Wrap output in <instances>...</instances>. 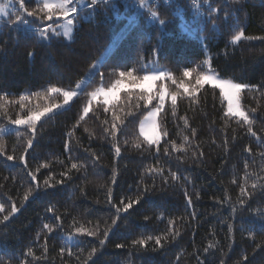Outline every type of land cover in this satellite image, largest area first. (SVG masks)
Segmentation results:
<instances>
[{"label": "trees", "instance_id": "obj_1", "mask_svg": "<svg viewBox=\"0 0 264 264\" xmlns=\"http://www.w3.org/2000/svg\"><path fill=\"white\" fill-rule=\"evenodd\" d=\"M141 2L100 0L93 6L86 1L75 18L71 42L51 34L47 40L40 38L37 27L46 28L52 21L32 22L34 18L26 14L29 25L13 23L7 16L0 20V94L12 93L0 111V127L18 114L25 116L29 111L62 104V95L30 94L45 93L53 86L72 89L126 28L82 92L65 109L37 123L39 131L28 152L24 148L31 134L26 127L17 130L19 136L15 131L0 137L4 144L0 204L19 208L9 221L0 223V264H82L87 251L81 255V250L98 246V239L76 234L74 229L98 225L103 232L105 222L111 224L115 214L113 204L136 199L145 187L150 191L143 202L130 209V214L122 213L124 218L108 237H99L106 242L97 264H220L221 259L237 264L243 254L248 255L250 264H264V249L253 253L257 243H264V192L256 190L251 198L240 193L241 186L252 191L254 182L264 184V40L229 43L236 31L264 37V0H241L239 10L228 0H143V7ZM209 5L215 9L211 17ZM26 7L32 10L37 5L26 0ZM152 12H156L155 19ZM205 59L220 77L256 86L254 91L241 93V107L253 121L256 136L248 133L249 126L239 118L224 115L226 104L217 88L204 85L195 98L178 88L182 79L195 83V73L187 78L182 73L186 68L199 73ZM122 71H132L138 82L157 71L170 73L177 81H155L152 87L153 95L161 83L169 94L178 93L175 113L170 95L164 101V111L159 112V131L163 125L168 135L162 136L158 146L149 148L138 132L141 119L158 101L146 104L143 97L148 93L120 77ZM118 80L122 86L117 85ZM113 87L119 91L111 103L91 101L93 92ZM20 94L29 95L24 108L20 107ZM85 106L91 111L74 127ZM114 117L125 121L122 132H117L120 156L114 155L112 141L104 133ZM181 118L187 120V126ZM184 136L189 137L187 143ZM171 142L183 145L184 150L172 151ZM66 143L70 152L65 150ZM90 152H95L98 160L94 161ZM8 155L13 156L12 161L7 160ZM40 163L49 167L36 173L39 182L49 178L53 187L41 188L25 201L26 189L34 187L27 173ZM72 163L83 167L71 169ZM148 168H160L162 175L148 174ZM173 172L179 179H171ZM109 189L112 203L107 200ZM241 198L246 200L243 206ZM49 207L54 211H46ZM44 224L52 225L53 232L42 231ZM147 237H152L147 251L131 247L133 240ZM156 237L162 238L164 246L152 251ZM117 243L126 247L117 249ZM210 243L215 247L206 253ZM28 249L33 256L24 255ZM222 252L225 255L221 256Z\"/></svg>", "mask_w": 264, "mask_h": 264}, {"label": "snow or ice", "instance_id": "obj_2", "mask_svg": "<svg viewBox=\"0 0 264 264\" xmlns=\"http://www.w3.org/2000/svg\"><path fill=\"white\" fill-rule=\"evenodd\" d=\"M18 2L19 7L16 8V3ZM37 7L33 8L32 10H28L26 7V0H7V2L0 4V16H7L9 20H12L13 23H23L25 25H29L30 22L25 19V14L27 17L34 18L32 22L35 21H52V23H49L46 28H39L37 27L36 32L40 36L41 39L50 38V34H54L57 37L63 36L65 38L71 39V34L73 32V25L76 16L79 13V9L76 7V4L79 2V0H32ZM229 4L239 10L242 8L241 0H228ZM9 3L12 4L13 8H15V11H11L9 9ZM90 4L95 6L98 4V0H90ZM143 0L141 2V7H143ZM221 10H223V5L219 6ZM215 9L211 8V5H209V16L211 17L212 12H214ZM42 14V15H41ZM56 16V19L54 20L53 17ZM151 16L155 19L156 18V12H152ZM14 17V20H13ZM213 19H218V17H213ZM61 21H63L61 23ZM163 24L164 22L161 21ZM53 25H57L59 28H62V33L60 31H57L56 27ZM264 40V37H252V36H246L244 31H236L235 34L232 36V39L229 41L231 45H236L237 42L242 40ZM29 57H32L34 53L30 52L28 53ZM203 70L199 73H196L195 69H185L182 73V76L184 78L190 77L195 73V83L191 84L186 82L185 80H180L177 84L178 88L183 89V92L185 94L191 95L193 98H195L196 93L199 91L200 88H202L204 85H211L213 88H218L220 90V95L227 100V110L224 113L226 117H237L240 120L243 121L244 125H248L247 131L250 135L256 136V133L252 130L251 124L252 120L249 118V115L242 109L241 107V93L245 90L248 91H254L256 90L255 85H248L245 83H238L233 82L232 79H224L220 77L216 70L212 67V64L209 59H205L202 62ZM120 77H127L130 81H132V87H142L143 82H154V81H163L165 79H171L172 82L175 84L177 81L171 76L170 73H166L164 71H157L154 72L152 75H144L143 77L139 78V81H137V77L133 76L132 71L127 72H120ZM117 85L122 86L121 81H117ZM262 93H264V84L261 85ZM119 91V87H113L112 89H109L107 92L104 91V89H98L96 92H93L91 95L93 98H95L98 95L104 96V103L108 104L110 99H117V92ZM152 86L151 83H149V87L145 89V92L148 93L143 99L145 100V103H151L154 99L157 100V104L153 111L149 113L148 119L151 120V125L153 129L156 127V115L158 112L162 113L164 111V101L166 99V96L170 95L171 99V105H172V111L175 113L176 111V105H177V99H178V93H171L169 94L167 92V89L165 88L164 84L161 83L159 85V90L156 95L152 94ZM45 94L47 95H62L63 97V105L61 104H51L50 106L44 107L42 110L37 111H29L27 115L21 116L17 115L16 119H10L9 123L14 126H26V129L31 134V137L27 139L26 141V147L24 148V152H28L30 148L33 147L34 141L36 139L37 133L39 131L37 122L40 121L42 118L49 116L50 114H55L60 109L63 108L64 105L69 104V102L73 99V97H76L78 95V92L76 90H64L59 87H48L46 89L45 93H31L32 96H41L43 97ZM12 95V93H4L0 94V111L4 110V102H6L7 96ZM29 99V95L26 94H20L19 101H20V107L24 108V101ZM15 103V101H13ZM91 111V108L89 106H85L83 108L82 114L79 116V119L77 121V125H74V127H77L80 122L84 121L86 116ZM252 112H255V109L251 110ZM6 115V113H5ZM129 115H132L130 112ZM184 119V118H181ZM105 124H107V121H104ZM125 121L121 118H113V123L110 127L104 128V133L108 138L112 141V148L114 150L115 156L121 155V148L119 146V141L117 137V132H122V125H124ZM184 123L187 126V120L184 119ZM9 131L8 128H0V135L7 133ZM87 131V129H85ZM143 132V123L141 124V133ZM193 134H195V129L192 130ZM17 135L19 136L20 133L17 131ZM71 136L72 133H69ZM168 133L163 128V125H161V132L159 135L155 136L152 139H149L147 141V146L151 148L153 145H156L159 143L161 137H166ZM102 139L104 137H101ZM189 140L188 136L183 137V141L187 143ZM125 144L128 143L127 140L124 141ZM135 147L137 149L141 148V143L136 142ZM65 150L71 151L70 145L68 143L65 144ZM171 150L172 151H183V145L180 147H177L175 142H171ZM246 151H249L248 149H245ZM159 151V149H157ZM169 152L168 148H165V154L167 155ZM4 154V144L2 141H0V155ZM90 156L94 161L98 160L95 152H90ZM8 161L13 160V156L8 155L7 157ZM20 162H23L25 160L24 155H21L19 157ZM48 163H40L36 166L34 171H29L27 175L31 177V181L34 183V187H28L25 191L23 200H28L30 197L33 196L34 193L39 194V190L41 188H50L53 187L49 183V178H45L43 183L41 184L38 180V176L36 173H38L43 168H48ZM82 164L72 163L71 169L79 171L80 168H82ZM247 167V164L245 165ZM148 174L153 175H162V169L160 168H148L146 170ZM67 173H61V176H65ZM117 175V169L114 167L112 170V180L115 182ZM170 177L172 180H177L179 177L176 173H170ZM167 182V181H165ZM236 181L234 180L233 183ZM56 183H62V181H56ZM252 191H248L245 189V187L241 186L240 193L242 197H248L251 198L255 195L256 190H260L261 192H264V184H258L253 183L251 185ZM150 191L147 187L143 189V195L137 196L136 199H128L127 202H125L123 199L120 201L119 205L113 204V207L115 208V214L111 217V224H108L105 222V228L103 232L100 231L99 226L97 225L93 229H89L86 227H76L74 229L76 234L83 235V236H91V237H97L98 239V246H92L87 250L82 249L81 255H83L84 251H87V255L84 257V260L82 264H97V257L98 254H100L101 249L105 246V239L99 238L100 236L108 237L110 232L113 231L116 227H118V220L123 219L124 217L121 215L123 214H130L129 210L134 209V206L139 205L143 202L144 197L147 195V193ZM112 196H111V189H109V193L107 196V200L109 203H112ZM189 203L191 201L189 200ZM240 205H245L246 200L241 198L239 199ZM19 211V208L16 204H12L10 209L6 208L5 204H0V223H5L9 221L10 217H12L15 213ZM48 212H53L54 208L49 207L46 209ZM233 212L236 211V209L232 210ZM7 214H4V213ZM262 218H264V214H262ZM56 219L59 220L60 217L56 216ZM147 219V217H145ZM171 223V222H170ZM232 225L229 224V232L232 230ZM43 230H46L47 233L53 232V226L50 224H44ZM243 231V229H241ZM176 235H179V233H176ZM248 237H252V230L248 232ZM174 239V237L172 238ZM152 240V237L147 238H141L137 240H133L131 242V247L133 249L143 250L147 251V241ZM155 247L152 249V251H158L161 249L164 245L162 243L161 237L155 238ZM117 249L125 248L126 245L117 243L115 245ZM215 247V244L210 243L207 248L204 249L206 253L210 252L211 249ZM264 249V243H257L253 253L256 252V250ZM61 251H64V249H61ZM72 252H69V255H72ZM25 256H33L32 250L28 249L26 253H24ZM225 255V253H221V256ZM179 259V258H177ZM20 264H25L24 261H20ZM220 264H226V262L221 259ZM237 264H250L249 257L247 254H243L241 256L240 261L237 262Z\"/></svg>", "mask_w": 264, "mask_h": 264}, {"label": "rangeland", "instance_id": "obj_3", "mask_svg": "<svg viewBox=\"0 0 264 264\" xmlns=\"http://www.w3.org/2000/svg\"><path fill=\"white\" fill-rule=\"evenodd\" d=\"M98 1H100V0H98ZM86 3V0H81L80 1V5H76V7L78 8V9H80L81 8V6L82 5H84ZM63 21H61V23H62ZM54 27H56V29H57V31H60L61 33H62V31H63V29L62 28H59L57 25H53ZM73 31H74V25H73ZM125 31H126V28H124V29H122V30H120V32L112 39V41L110 42V44L108 45V47L106 48V50L103 52V54L100 56V58L98 59V61L92 66V68L86 73V75L80 80V81H78L77 82V84L72 88V89H70V90H76L77 92H78V94H80L81 92H82V90H83V88H84V86H85V84H86V82H87V80L89 79V77L91 76V75H93L95 72H96V70H97V68H98V66L101 64V62L106 58V56L109 54V52L114 48V46H115V44L119 41V39L124 35V33H125ZM51 35H54V34H51ZM62 36V35H61ZM63 37V36H62ZM71 39H68V38H65V37H63V39L66 41V42H71L72 40H73V32H72V34H71ZM46 40L48 39V38H45ZM155 82V81H154ZM154 82H143V86H142V88H144V89H146L147 87H149V83H151V86L153 87V84H154ZM207 85V84H206ZM209 86H211V85H209ZM218 89V88H217ZM219 90V89H218ZM105 91V90H104ZM220 91V90H219ZM105 92H107V91H105ZM117 97H118V92H117ZM75 97H73V99H74ZM72 99V100H73ZM104 96L103 95H98V96H96L95 98H93V96H91V101L92 102H100V103H104ZM71 100V101H72ZM115 99H110L109 100V103H111L112 101H114ZM223 100L225 101V104H226V110H227V100H225L224 98H223ZM70 101V102H71ZM70 102H69V104H70ZM108 103V104H109ZM69 104H67V105H64L63 106V108L62 109H60L59 111H61V110H63V109H65ZM105 104V103H104ZM61 105H63V103L61 104ZM154 109H152V110H150L149 112H147L146 114H145V116L141 119V121H140V123H139V126H138V132H139V135H140V137L145 141V142H147L149 139H152V138H154L155 136H157V135H159L160 134V131H159V126H158V117H159V112L157 113V115H156V118H155V121H156V127H155V129H153V127H152V125H151V120H149L148 119V117H149V113L151 112V111H153ZM58 111V112H59ZM57 113V112H56ZM50 115H52V114H50ZM49 115V116H50ZM48 117V116H47ZM47 117H44V118H42L40 121H42L43 119H45V118H47ZM40 121H38V122H40ZM37 122V123H38ZM143 123V132L141 133V124ZM26 126H14V125H11L10 123L9 124H7V125H4V126H2V127H0V128H8L9 129V131L7 132V133H4V134H2V135H0V137H2V136H5V135H8V134H10V133H13V132H15V131H17V130H19V129H21V128H25ZM162 139H163V137H161V139H160V141H159V143L158 144H156V145H153V146H158L161 142H162Z\"/></svg>", "mask_w": 264, "mask_h": 264}, {"label": "built area", "instance_id": "obj_4", "mask_svg": "<svg viewBox=\"0 0 264 264\" xmlns=\"http://www.w3.org/2000/svg\"><path fill=\"white\" fill-rule=\"evenodd\" d=\"M4 2H7V0H3ZM86 1H88V3H90V0H86ZM9 4H11V3H9ZM11 6V9H12V11H15V8H13V6H12V4L10 5ZM18 6H19V4H18V2L16 3V8H18Z\"/></svg>", "mask_w": 264, "mask_h": 264}, {"label": "crops", "instance_id": "obj_5", "mask_svg": "<svg viewBox=\"0 0 264 264\" xmlns=\"http://www.w3.org/2000/svg\"><path fill=\"white\" fill-rule=\"evenodd\" d=\"M5 17H6V16H0V20L3 19V18H5Z\"/></svg>", "mask_w": 264, "mask_h": 264}]
</instances>
